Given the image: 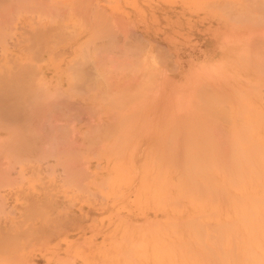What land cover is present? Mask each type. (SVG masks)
Returning <instances> with one entry per match:
<instances>
[{
	"label": "rangeland",
	"instance_id": "374dc122",
	"mask_svg": "<svg viewBox=\"0 0 264 264\" xmlns=\"http://www.w3.org/2000/svg\"><path fill=\"white\" fill-rule=\"evenodd\" d=\"M0 97V264H264V0H0Z\"/></svg>",
	"mask_w": 264,
	"mask_h": 264
},
{
	"label": "bare ground",
	"instance_id": "6f19581e",
	"mask_svg": "<svg viewBox=\"0 0 264 264\" xmlns=\"http://www.w3.org/2000/svg\"><path fill=\"white\" fill-rule=\"evenodd\" d=\"M18 86H19V85H18ZM22 89H23V87H22ZM16 90H17V89H16ZM17 91L19 92V90H17ZM20 91H22V90H20ZM10 92H11V91H10ZM10 92L7 93V94L9 95L8 97H11V96H12V95L10 96ZM15 93H16V92H15ZM13 94H14V92H13ZM4 95H6V94H4ZM1 96H3V95H1ZM14 96H15V95H14ZM4 97H7V95L4 96ZM4 97H2V98L4 99ZM8 97H7V98H8ZM0 98H1V97H0ZM7 98H6V99H7ZM10 99H11V98H10ZM8 100H9V98L7 99V101H8ZM7 107H9V106H7ZM7 107H3V109H4V110H5V109H9V108H7ZM9 110H10V109H9ZM9 110H8V111H9ZM12 110H15V109H12ZM12 110H11V111H12ZM16 110H17V109H16ZM19 111H20V110H19ZM19 111H17V112H19ZM4 112H5V111H4ZM9 112H10V111H9ZM13 113L15 114L16 112H13ZM234 167H235V166H234ZM232 168H233V167H232ZM235 168H236V167H235ZM235 168H234V169H235ZM237 168H238V167H237ZM238 169H239V168H238ZM240 170H241V168H240L238 171L236 170V171H237L236 173L242 174L243 171L240 172ZM251 171H252V170H251ZM234 174H235V173H234ZM234 174H233V175H234ZM236 176H239V177H237L238 180H237V178L235 177L236 180H237L238 182L240 181L239 178L242 180V177H244V176H242V175L240 176V175H237V174H236ZM245 177H246V175H245ZM233 178H234V177H233ZM231 180H232V179H231ZM243 180H244V179H243ZM232 182H233V181H232ZM233 183H234V184H238V183H236V182H233ZM234 186H236V185H234ZM240 186H241V185H240ZM236 188H237V187H236ZM248 196L250 197V199H254V198L252 197V195H251V196L248 195ZM255 197H256V196H255ZM240 200H241V199H240ZM235 201H236V200H235ZM253 201H254V200H253ZM238 203H239V202H238ZM251 203H253V202H251ZM254 205H255V204H254ZM249 209H250V208H249ZM242 212H243V211H242ZM242 214H243V213H242ZM249 214H250V213H249ZM249 214H248V215H249ZM249 217H250V215H249ZM240 218L243 220V216H241ZM220 224H222V223H220ZM227 224H228V223H227ZM227 224L225 223L226 226H228ZM225 225H224V226H225ZM222 226H223V225H222ZM261 226H262V225H261ZM256 227H257V226H256ZM221 230H223V229H221ZM227 231H228V230H227ZM217 233H218V232H217ZM220 233H221V232H220ZM227 233H228V232H227ZM209 235H211V234H209ZM217 235H218V234H217ZM218 236H219V235H218ZM221 237H222V236H221ZM260 237H261V235H260ZM218 239H219V238L217 237V240H218ZM232 242H233V240H232ZM220 243H221V240H220ZM220 243H219V245H220ZM233 244H234V242H233ZM234 245H235V244H234ZM218 247H219V246H218ZM235 247H236V246H233V248H235ZM219 248L223 251V249H222L221 246H220ZM220 249H219V251L221 252ZM234 251H235V249H233V252H234ZM223 253H225V254H223ZM223 253H222V254H223V256H225V257H226V255L228 254L227 252H223ZM234 253H235V252H234ZM222 254H221V257H222ZM235 254H236V253H235ZM235 254H234V255H235ZM228 256H229V255H228ZM228 256H227V257H228ZM227 257H226V258H227ZM233 257H236V256H233ZM222 259H223V258H222ZM230 259H231V258H230ZM244 259H245V258H244ZM247 259H248V258H247ZM223 260H224V259H223ZM224 261H225V263H227V262H226V259H225ZM231 261H232V260H231Z\"/></svg>",
	"mask_w": 264,
	"mask_h": 264
}]
</instances>
